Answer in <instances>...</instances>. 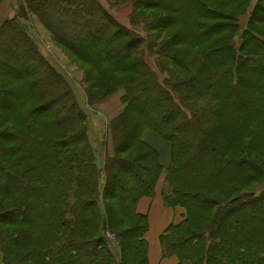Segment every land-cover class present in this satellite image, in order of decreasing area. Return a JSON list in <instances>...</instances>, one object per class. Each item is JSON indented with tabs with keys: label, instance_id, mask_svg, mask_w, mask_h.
Wrapping results in <instances>:
<instances>
[{
	"label": "trees",
	"instance_id": "obj_1",
	"mask_svg": "<svg viewBox=\"0 0 264 264\" xmlns=\"http://www.w3.org/2000/svg\"><path fill=\"white\" fill-rule=\"evenodd\" d=\"M127 2L129 26L99 0L26 1L82 69L89 107L122 90L100 168L69 81L18 16L0 24V264H147L136 205L162 172L164 204L183 209L160 236L163 257L264 264V0L110 5ZM145 129L170 144L167 167Z\"/></svg>",
	"mask_w": 264,
	"mask_h": 264
},
{
	"label": "rangeland",
	"instance_id": "obj_2",
	"mask_svg": "<svg viewBox=\"0 0 264 264\" xmlns=\"http://www.w3.org/2000/svg\"><path fill=\"white\" fill-rule=\"evenodd\" d=\"M26 1L27 0H2L0 1V24L9 17L18 16L21 21H23L28 28V31L30 35L33 37V39L36 41L37 47L40 50V52L49 60V62L58 70L60 71L65 78L69 81L71 84V87L75 93L76 99L81 106V108L85 111L87 115V135L88 140L93 148L94 156H95V163L97 167H102L103 162L99 163V156L97 155V150L99 155H103L102 153V145L105 141V134H107L109 122L104 123L103 118L101 117L102 114L97 112V108H91L89 107L85 91H84V82L82 80L83 71L81 68H79V65L72 60V57L64 50L59 44H57L52 38L50 33L42 26V24L39 22V20L28 13L26 9ZM105 8H107L110 13L115 16V18L122 24L129 26V15L132 10V6L130 3H124L119 4L115 6L110 5L111 0H99ZM185 8L192 9V5L190 4H184ZM250 9H248L249 11ZM248 11L246 14L239 15L237 17L239 25L242 27H245L246 25V19L248 16ZM138 30L141 31V29L138 28ZM142 32V31H141ZM143 33V32H142ZM148 61L151 62V58L147 57ZM153 67V66H152ZM251 84V82H250ZM230 98V97H229ZM228 102L229 104L231 103ZM98 107V105L96 106ZM140 107H142L140 105ZM242 108H248V103H243ZM54 109V107H53ZM141 113L146 117L147 115V108H139ZM209 118L211 116L209 115ZM34 120L31 118L30 121ZM166 125V122L161 123V126ZM7 124L1 123V129L0 131L6 130ZM99 143H97V142ZM101 142V143H100ZM98 144V147L94 148ZM105 159V157H104ZM195 165V164H194ZM186 167L184 166V169ZM216 173L220 176L222 175V171L215 169ZM162 177V176H161ZM105 174L102 172L101 174V182L104 181ZM0 183L3 186L10 185V182L7 180H2ZM0 186V189L3 187ZM260 189L259 186L255 187L252 191L258 192ZM36 194H39V196H43L44 191L39 190L36 192ZM6 201H2V198H0V210L3 208H6L8 204H6ZM180 208V207H179ZM182 210V208H180ZM183 211V210H182ZM30 218H34V215L30 214ZM180 218V217H178ZM106 236L108 238H113V234L106 233Z\"/></svg>",
	"mask_w": 264,
	"mask_h": 264
},
{
	"label": "crops",
	"instance_id": "obj_3",
	"mask_svg": "<svg viewBox=\"0 0 264 264\" xmlns=\"http://www.w3.org/2000/svg\"><path fill=\"white\" fill-rule=\"evenodd\" d=\"M125 103L122 100V90H117L105 97L99 104L97 112L102 114L104 123L118 116L124 109ZM94 109V108H93ZM95 110V109H94ZM142 139L158 153L159 163L163 167H167L171 162L170 144L165 139L159 137L149 129H145L142 133ZM97 142V141H96ZM99 143V142H97ZM101 143V142H100ZM102 145L103 155H99L98 144L94 146L99 156V163L103 162L104 157L113 154V146L107 134ZM162 176V177H161ZM164 172L160 174L155 184V192L152 197H141L136 205L139 213L147 215L148 230L145 233L147 242V264H175L176 258L163 257L160 236L165 229L177 222L183 217V209L178 206H166L161 197V189L163 187ZM180 217V218H178Z\"/></svg>",
	"mask_w": 264,
	"mask_h": 264
}]
</instances>
